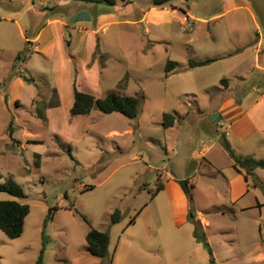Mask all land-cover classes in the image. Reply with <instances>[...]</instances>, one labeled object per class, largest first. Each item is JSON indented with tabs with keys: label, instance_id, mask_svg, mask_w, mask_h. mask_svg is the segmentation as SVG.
<instances>
[{
	"label": "rangeland",
	"instance_id": "rangeland-1",
	"mask_svg": "<svg viewBox=\"0 0 264 264\" xmlns=\"http://www.w3.org/2000/svg\"><path fill=\"white\" fill-rule=\"evenodd\" d=\"M152 5L153 0H115L112 6L80 0H0V182L9 176L25 194L18 198L0 191V199L30 206L20 236L10 239L0 229V264H35L42 248L41 264H209L211 254L215 264H264V205L244 211L237 203L220 209L204 206L223 184L212 167H201L193 176L204 172V186L211 192L193 190L191 202L185 194L186 201L177 195L176 203L166 192L152 194L158 177L162 180V166L180 164V175L185 173L184 161L177 157L184 158L186 146L168 160L163 131L155 121H162L164 113L176 115L173 110L180 106L211 104L208 92L196 86L192 92L197 97L180 93L177 79L182 78L166 74V61L186 63L202 55L201 50L256 43L259 27L264 47V0H170L149 10ZM53 19L64 24L46 27ZM43 28L40 39H34ZM85 28L96 32L98 43L89 61L83 54ZM52 38L54 45L48 48ZM62 55L63 60L69 57L64 68ZM246 57L252 61L250 50ZM87 61V68L96 62L97 73L84 70ZM82 73L79 82L96 97L112 91L138 96V115L129 118L96 108L70 115L73 95L67 78L71 87ZM194 75L210 81L213 77ZM221 77L240 84L225 71ZM254 82L264 91V80L257 77L243 88ZM209 84L213 90L224 85L221 79ZM183 88L191 92L190 86ZM59 90L62 101L50 108ZM213 99L214 104L222 101ZM232 99L223 103L236 102ZM248 180L253 191L242 203L255 193L263 204L264 169H252ZM187 205L210 222L212 246L200 242L203 254L189 252L196 241L186 216L176 223ZM115 209L121 218L111 224ZM90 228L109 232L103 258L86 249Z\"/></svg>",
	"mask_w": 264,
	"mask_h": 264
},
{
	"label": "crops",
	"instance_id": "crops-1",
	"mask_svg": "<svg viewBox=\"0 0 264 264\" xmlns=\"http://www.w3.org/2000/svg\"><path fill=\"white\" fill-rule=\"evenodd\" d=\"M156 7L152 5L149 7V10H155ZM53 23H58L59 25L64 24L62 20L59 21L57 19H53L49 20L48 24H45V26L50 27V25ZM100 26L101 23L99 24V27ZM44 29L45 28L39 31L34 39H40V35ZM105 29L106 26L103 25L102 31ZM84 31L85 32L81 33L85 46V51L83 54L85 56H89V61L95 50L97 43L95 41L97 38L95 37V31L87 30L86 28ZM257 31L259 34L256 43H248L249 45L231 44L228 46H217L211 48V53H206L201 50L200 52L202 55H195L194 57L190 58H216V60L207 65L196 66L192 68L188 67V61L186 63L178 62L180 64V68L170 72L172 74L175 73V75L182 78V80L179 78L177 79L178 82L179 80L181 82V84L178 85L180 87L178 88L180 93L183 92L184 94H191L192 96L197 97V95L192 92L193 90L195 91L193 86H196V88H200V90L208 92L209 101L211 103L208 106L186 105L177 107L173 110L176 114L173 115L174 121L172 125L168 127H164L162 121H155L157 127L161 128L163 131L166 156L178 155L179 147L184 145L186 146L184 158L177 157L180 163H183L184 161L183 166H185V173H183V175H180L181 173H179V169L181 168L180 164L172 166L171 169H167L165 166H162L161 169H159V174L161 175L163 182V189L159 192L168 193L169 200H171V202L175 201L176 203L177 195H181L186 201V197L184 195L185 193L178 182L180 179L189 178L190 182L193 184L191 189L192 192L193 190L198 191L200 188L203 190H199V192H211L210 188H205L204 186L206 184V182H203V175H205L204 172L200 173V179L193 176L200 172L201 167H212L213 170L218 172V175L221 177L220 181L223 182V184H221V192L217 193V191H215V193H217L215 198L207 199L204 206L216 207L220 209L222 206L228 207L227 205H235L237 203L240 205V210L244 211L249 207H262L264 205V203L262 204L254 192L250 200L246 201L247 203H242L245 197L251 193L253 185L248 179L245 178V168L234 167L233 159L229 156L228 152L224 149L220 141L221 135L223 134L226 136L237 155L242 157L252 156L258 159L264 158V91L259 86L255 85L257 81L252 83L251 87H248V84H246L243 88V85L251 78L253 79L257 77V80H264L263 37L260 34V27L257 28ZM212 36L214 37L213 34ZM53 45L54 40L52 38L48 48H51ZM34 47L36 49L39 48L37 44H34ZM248 50L251 51L252 56V61L250 62L246 57ZM192 54L193 52L191 51V56ZM73 56L74 55H72V57ZM65 58L66 59L63 60L64 55H62V63H60V68L66 67V62L68 63L67 60L69 57L65 55ZM88 61L83 65L84 70H89L90 72L94 70L95 73H97V68L95 65L96 62L93 64V67H88V69ZM224 71L230 75L238 77L236 79L240 81V84L232 85L230 78H222L221 76H223ZM197 73H206L208 75L213 74L211 81L224 79V85L215 86L216 88L213 90L211 89L213 85L209 84V82H211L209 77L195 79L194 74L197 75ZM78 75L79 74H77L75 77L74 82L71 83V87L69 85V77L67 78L69 83L67 84V89L70 92V96L73 95V85H75L78 90L94 94L92 89H87L89 88L88 86L82 84V82H79L82 80L80 77H85L84 73L80 74L79 76ZM185 86H190V93L184 92L183 87ZM233 86L234 88L236 87V89H238L237 93L235 91L233 93L231 92L234 90L232 89ZM59 93H61L60 90L59 92L57 91L55 93L57 100L56 102L49 104L50 108L58 107L60 105L62 100L61 98L58 99ZM214 97H221V103L217 104L216 101L215 104L217 105H215L213 103ZM232 98H234L236 102L231 104L223 103L226 100L233 101ZM194 101L196 102V99ZM70 102L71 106L73 99ZM202 130L203 132L200 133ZM168 160H170V156H168ZM192 169L193 172H191ZM187 212L188 205L187 209L185 208L182 212L183 218L180 221H177V224L183 222L185 220V216L187 220ZM196 216L200 219V222L206 233V239L209 241L210 246H212L211 239L208 234L210 222L203 218L202 214L200 213ZM218 230L220 232H228L227 229L226 231H223L222 229ZM201 249L200 242L196 241L195 244H192L189 252L191 250L198 254H203ZM261 256H264L263 252L260 254V257Z\"/></svg>",
	"mask_w": 264,
	"mask_h": 264
},
{
	"label": "trees",
	"instance_id": "trees-1",
	"mask_svg": "<svg viewBox=\"0 0 264 264\" xmlns=\"http://www.w3.org/2000/svg\"><path fill=\"white\" fill-rule=\"evenodd\" d=\"M84 2H91L97 4L114 5L115 0H80ZM170 0H153V6H162ZM98 49V43H96V50ZM216 60V58H204V59H188V67H196L207 65ZM180 64L168 59L165 64L166 74L173 70H178ZM27 81H31L32 78H25ZM221 81H224L222 79ZM140 99L135 95L121 94L119 92H109L104 97H96L95 95L78 90L73 86V102L69 108L70 115L88 114L93 108L99 109L105 113L120 112L129 118H135L139 113ZM174 121V116L164 113L162 124L164 127L171 126ZM221 144L228 152L229 156L233 159L234 167H243L247 169L245 178L248 179V174L252 169L260 167L264 169V158H255L252 156H240L237 155L232 148L230 142L225 135H221ZM1 178V175H0ZM179 184L183 189L185 195L188 197L189 202L192 201V187L193 184L189 178L180 179ZM163 189V182L158 177L155 188L152 194H157ZM0 191H4L18 198L25 197L22 187L16 183L11 177L7 176L0 182ZM30 211V206L27 203L17 201L15 199H0V229L10 239H14L21 235L24 227V219ZM121 218V213L118 209H115L110 216V223H117ZM187 221L193 225V235L198 242H207L203 226L200 219L196 216L191 205H188ZM44 237V235H43ZM45 241V240H44ZM86 249L94 256L105 257L108 254L109 246V232L108 230H97L90 228L86 235ZM44 248L41 249L40 254L35 264L42 263ZM211 254V251L209 250ZM209 264H215V260L210 255Z\"/></svg>",
	"mask_w": 264,
	"mask_h": 264
},
{
	"label": "water",
	"instance_id": "water-1",
	"mask_svg": "<svg viewBox=\"0 0 264 264\" xmlns=\"http://www.w3.org/2000/svg\"><path fill=\"white\" fill-rule=\"evenodd\" d=\"M204 245L206 246L207 250H210V246L208 243H204Z\"/></svg>",
	"mask_w": 264,
	"mask_h": 264
}]
</instances>
